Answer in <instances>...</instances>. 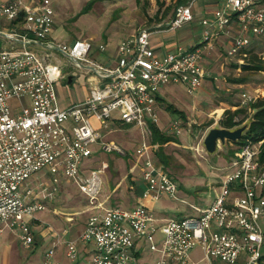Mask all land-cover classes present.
Segmentation results:
<instances>
[{
	"label": "built area",
	"instance_id": "2783aa9c",
	"mask_svg": "<svg viewBox=\"0 0 264 264\" xmlns=\"http://www.w3.org/2000/svg\"><path fill=\"white\" fill-rule=\"evenodd\" d=\"M194 1L185 0L161 30L193 20ZM222 2L202 20V41L160 53L151 43L152 30L138 28L121 41L115 63L108 65L95 57L90 40L70 42L53 36L51 0H0V234L18 230L30 246L35 236L29 218L47 207L39 191L57 190L61 178L68 177L98 210L76 237L65 241L73 261L80 255L79 242H93L88 264H201L191 255L196 245L202 248L204 264H264V162L260 157L264 140H247L231 156L225 173L211 184V190L217 188L215 195L204 205L190 203L198 215L160 217L147 204L163 196L178 198L180 189L153 146L152 124L160 123V89L184 85L194 93L210 73L203 59L216 49L221 36L231 40L226 55L244 61L254 38L264 35V0ZM98 49L103 51L106 45ZM60 53L89 81L87 95L67 107L59 105L56 87L60 79L70 76L61 65ZM258 97L244 90L236 107L252 114L251 104ZM112 123L132 125L142 133L136 154L141 157L139 174L145 187L131 208L105 206L99 196L107 162L92 170L81 167L82 160L93 154V143L129 156L116 141L107 140L109 132L118 129ZM182 130L183 124L174 119L164 131L179 135ZM39 171H46L50 181L38 184L36 190L23 189ZM68 233V228L62 230ZM61 242L58 235L44 264L51 263Z\"/></svg>",
	"mask_w": 264,
	"mask_h": 264
},
{
	"label": "rangeland",
	"instance_id": "374dc122",
	"mask_svg": "<svg viewBox=\"0 0 264 264\" xmlns=\"http://www.w3.org/2000/svg\"><path fill=\"white\" fill-rule=\"evenodd\" d=\"M51 1L56 24L53 36L70 42L77 39L90 40L94 44L95 57L107 64L115 63L119 44L138 28H150L153 31L150 35L151 43L162 48L170 44L190 46L202 41L205 28L202 20L211 17L223 5L222 1L208 4L209 0H195L192 7L195 15L193 20L173 30H161L185 0ZM168 6L169 12L164 16ZM256 40H259L257 48L261 51L264 49V35L254 38V44ZM103 43L106 49L101 51L98 47ZM215 48L216 53H213L215 50L211 51L212 54L209 53L214 56L210 67L216 65L214 72L217 78L213 82L202 85L194 93H190L184 85L169 84L160 89L162 99L158 104V113L161 129L168 128L174 119L183 124L182 132L175 135L177 139L164 145L165 153L170 155V161L166 165L179 184V197L174 199L163 196L155 202L153 208L160 217L198 215L199 212L190 203L204 205L208 197L215 195L217 188L211 190V184H217L225 173V167L231 161L229 150L236 147L231 141L225 144L220 142L217 153L210 154L204 146L207 132L212 127L222 126L219 120L225 109H234V105L239 104L242 91L249 90L264 96V70H244L242 66L246 59L240 61L239 56L226 55L224 44L219 40ZM59 56L68 75L74 77L72 82L64 77L56 83L59 105L67 107L87 95L89 81L87 75L80 72L69 58L61 53ZM250 115L246 111L239 117L244 118L245 122ZM115 127L118 129L109 132L107 140L116 141L129 156L105 151L99 143H93V154L82 160L81 167L92 170L107 162L109 166L102 174L103 186L99 196L105 206L131 208L143 195L145 187L139 174L141 157L136 154L142 133L132 125L112 123V128ZM47 181H50L47 172L39 171L28 179L23 189L28 186L36 190L38 184ZM39 193L43 195L41 198L46 201L47 207L36 211L35 216L29 218L34 231V242L27 246L21 240L18 230H5L0 234V264H44L46 252L58 240L57 234L62 243L55 248L50 264H88L86 258L91 254L93 242L78 243L80 255L77 261L67 256L65 243L72 232L76 237L89 216L98 211L89 205L87 194L68 177L61 178L57 190L53 191L48 187L46 191ZM46 194L48 198L44 197ZM64 228L69 229L66 235L62 234ZM191 255L194 260L205 263L202 261L204 254L200 245L191 250ZM152 256L155 260L158 254Z\"/></svg>",
	"mask_w": 264,
	"mask_h": 264
},
{
	"label": "trees",
	"instance_id": "16d2710c",
	"mask_svg": "<svg viewBox=\"0 0 264 264\" xmlns=\"http://www.w3.org/2000/svg\"><path fill=\"white\" fill-rule=\"evenodd\" d=\"M169 9L170 6H168L167 10L163 13L164 16H166V14L169 12ZM258 46L259 40H256L255 44L253 42L252 45L247 49V55L244 56V59H246V63L242 66L244 70H264V49L260 48L262 49L260 51L257 48ZM260 52H262V54H260ZM251 106L254 111L251 114L252 120L249 128L240 141L234 142V145L236 147L229 150V152L231 153L230 156L236 155L240 146L246 143L247 140H252L253 142L264 140V96L258 97V99L253 102ZM246 111L247 109L243 107H236L234 109L231 107L227 108L225 109L219 121L224 127H235L244 122V118H242L241 120H237L236 117ZM181 114L186 117V114L183 111H181ZM123 126H126V124ZM152 129L153 146L155 148V152L163 163L168 164L170 161V155L165 153L164 145L171 140H176L177 136L162 130L155 124H152ZM260 157L264 162V141L261 144Z\"/></svg>",
	"mask_w": 264,
	"mask_h": 264
},
{
	"label": "water",
	"instance_id": "95a60500",
	"mask_svg": "<svg viewBox=\"0 0 264 264\" xmlns=\"http://www.w3.org/2000/svg\"><path fill=\"white\" fill-rule=\"evenodd\" d=\"M69 82L73 81V76L70 75ZM252 117L250 116L245 122L235 127H224V126H216L209 129L205 138H204V146L206 150L210 154L217 153L220 142L225 144L227 141L237 142L240 141L249 125L251 123Z\"/></svg>",
	"mask_w": 264,
	"mask_h": 264
},
{
	"label": "crops",
	"instance_id": "0c3cea01",
	"mask_svg": "<svg viewBox=\"0 0 264 264\" xmlns=\"http://www.w3.org/2000/svg\"><path fill=\"white\" fill-rule=\"evenodd\" d=\"M220 1H223V0H209V3L208 4H211V3H219ZM56 27V24L54 25V31H55V28ZM153 32V31H152ZM54 33V32H53ZM219 42H221L222 44H224V50H226V48L229 46V44H230V42H231V40H230V38H229V36H227V35H223V36H221L220 37V39H219ZM155 46V48L160 52V53H165V52H167V51H169L170 49H172L175 45H172V44H170V45H168V46H166L165 48H162L161 46H159V45H154ZM216 51L217 50H215L213 53H216ZM212 52H210L211 54H212ZM211 54H207V56L203 59V64L209 69V74L206 76V78H205V80H204V83H203V85L205 84H207V83H211V82H213V79H215V78H217L216 76H215V72H214V67L216 66H212V67H210V65H211V63H212V59H213V55H211ZM209 55V56H208ZM116 61V60H115ZM107 64V63H106ZM114 64V63H113ZM113 64H108V65H113ZM159 99H160V101H161V99H162V96H161V94H160V92H159ZM236 106L237 105H234V108H236ZM160 126V125H159ZM161 127V126H160ZM162 128V127H161ZM209 198V197H208ZM139 199H140V197H139ZM139 199L136 201V204L135 205H137V203H138V201H139ZM147 204L151 207V208H153L154 207V204H155V202H152V201H147ZM134 205V206H135ZM154 209V208H153ZM57 235H59V234H57ZM59 237H60V235H59ZM75 236L73 235V232H72V236L70 237V238H74ZM62 243V242H61Z\"/></svg>",
	"mask_w": 264,
	"mask_h": 264
}]
</instances>
